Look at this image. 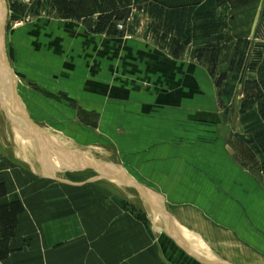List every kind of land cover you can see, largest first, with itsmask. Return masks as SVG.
<instances>
[{
    "label": "rangeland",
    "instance_id": "374dc122",
    "mask_svg": "<svg viewBox=\"0 0 264 264\" xmlns=\"http://www.w3.org/2000/svg\"><path fill=\"white\" fill-rule=\"evenodd\" d=\"M5 2L7 60L22 81L24 91L32 93L47 112V118L34 119L36 125L64 130L92 156L90 162H99L98 166L114 171L121 167L120 156L122 159L128 157L131 165L128 169L153 187L156 184L150 175L151 167L158 161L144 163L138 159L142 153L171 147L168 142L172 136L181 143V149L191 145L198 158L190 162L194 183L188 181L176 187L184 189L185 195L179 191L165 192L171 195L167 205L169 211L180 212V222L186 228L191 226L186 222L189 214L202 213L199 204L214 206L218 213L224 208L233 209L236 204L227 196L237 193L238 180L244 183V204L254 194L264 195V160L254 157L251 141L243 139L242 134L238 136L239 132L257 128L260 122V135L264 137V10L260 43L241 41L234 46L227 18L215 12L168 11L147 0ZM162 60L182 72L199 74V78V71L206 74V80L197 82L203 90L207 89L206 94L199 90L200 87L196 93L202 95L201 98L181 96L174 97V101L172 97L166 104L156 102V93L161 95L159 100L167 94L164 85L157 86L161 74L156 68ZM61 72L65 76L62 79L58 75ZM4 85L0 77V90L8 94ZM96 97H101L97 101L105 110L104 116L86 104ZM7 103V98H0V108L4 110V114L0 110V195L8 193V197L0 201V260L10 253L9 243L19 215L33 219L59 217L62 213L80 217L86 232L84 240L92 238V233L88 232L93 229L90 220L93 217L108 220L116 211L112 207L114 204L133 212L148 224L151 223L150 215L153 222H161L156 210L147 208L140 200L135 199V204L131 202L137 197L134 189L129 200L118 188L102 181L73 187L29 174L26 167L13 159L10 147L14 137L8 126L12 117ZM149 105H159V110L155 111L157 116H165L164 119L174 120L178 125L174 130L171 125L167 127L165 139H153V142L147 139L144 144L141 143V127L144 126V107ZM163 109L177 111V116L172 119V112L160 113ZM131 115L136 116L135 119L129 120ZM101 117L107 119L106 123ZM137 118L138 123L132 121ZM132 123L139 126L133 132ZM261 137L257 141L262 142ZM33 153L43 171L52 172L55 178L81 184L84 181L76 180L97 177L96 170L82 171L77 165L75 171L68 167L63 176L47 151L38 148ZM227 170L230 173L238 170L242 175L239 179L227 177L229 191L224 188L226 179L222 176ZM81 172L88 173L74 179L73 173ZM163 186L174 188L172 183ZM188 187L190 193L186 191ZM179 195L191 196L194 206L181 204ZM246 212L251 213L253 209H246ZM247 232L249 234L242 237L245 241L239 243L249 251L251 244L257 247L261 256L257 255L253 264H264V242L251 231ZM210 236L214 239L212 244L232 243L220 231Z\"/></svg>",
    "mask_w": 264,
    "mask_h": 264
},
{
    "label": "crops",
    "instance_id": "0c3cea01",
    "mask_svg": "<svg viewBox=\"0 0 264 264\" xmlns=\"http://www.w3.org/2000/svg\"><path fill=\"white\" fill-rule=\"evenodd\" d=\"M147 1L152 5H156L160 9L168 11L189 10L194 11L195 14H208L210 12H215L216 15H221L222 17L227 18L226 20L229 22V33L234 39V46L241 41L260 43L259 34L261 32L260 27L262 22V11L264 10V0ZM158 65H160V67L157 66L156 69L160 71L159 73L161 74V77L157 86L159 87L160 84L164 85L167 94H163V96L165 95L164 98L159 100L158 98H160L161 95H159V92L156 93L154 95L156 96V102H163L166 104L172 97L174 101V97L180 98L181 96L202 97V95L196 93V90L202 87L201 83L198 84L197 82L199 79L201 81L204 79L206 80V74L199 71L200 78L199 74L193 76L191 72H182L181 69L175 68L172 63H166V60H162ZM187 71H189V68ZM58 75L61 76L59 77L60 79L65 77L63 72L58 73ZM169 75H172V77H168ZM163 77L166 78L163 79ZM3 82L5 84L4 86L7 88V83L5 81ZM203 89L204 88L202 87L199 90L201 91ZM203 91V94H206L205 91H207V89ZM1 97L3 99L7 97L8 100V94H5L4 89L2 92L0 90V98ZM23 98L25 100L26 110L30 113H37L41 117H35L32 115V123H30L33 125V128L27 125L28 133L22 132L24 135L22 136L21 129L15 122V115L18 110H16L17 108L10 106L8 101L9 113L12 117L8 126H10L9 128H11L12 136L14 137V142L12 147H10L13 152V159L26 167L27 172L34 177L73 187L85 185L83 183L89 180V177L77 179L76 182H79L80 180L81 182L84 181L81 185L72 183L65 178L62 180L74 185L54 180L53 178L55 177L52 175V172H48V174L53 178L44 177L45 172L43 171L42 166L38 163L35 157L36 154L33 153L35 149L40 148L47 152L50 151L61 158L69 160L70 163L65 161L63 163L64 166L55 163L63 176L68 167H75L76 165V168H82V171H93V168H84L86 161H90L92 156L86 150H82V146H78L77 142L73 140L67 132H64V130L61 131L58 128H51L48 126L40 127L39 125H36L34 119L38 118V120H43L47 118V112L44 110V106L41 103H38V99L32 93L24 91ZM100 98L96 97L92 100V103L87 102L86 104L92 105L90 106L92 111H99V113H102L101 115L104 116L103 111L105 110L102 109L103 106L98 104L97 101V99ZM37 105L40 106L37 107ZM157 106L153 107L152 105H149L144 107V126L141 127V131L143 132L141 134V143L146 144L145 142L147 139L149 142L153 139H165V130L168 129L167 127L170 125L173 126V130L174 126L177 129L178 124L176 125V121L166 120L164 119L165 116H160L161 118L157 116L155 111L159 110L160 107L159 105ZM0 110L4 114V110H2V108H0ZM166 112H172V119H175L177 116L176 114L178 113L177 111H172V109L169 111L165 109L160 111V113L164 115ZM135 117L136 116L131 115L128 116V119H135ZM101 119L103 120L104 118L101 117ZM103 121L106 123L107 119L105 118ZM132 121L138 123V118L137 120ZM255 124L257 125V123ZM35 126L39 127L36 128ZM137 127H139L138 124L132 123L131 131H135ZM260 128H262V124L259 122L257 128L252 127L250 132H239L238 136L242 134L244 135L243 139L252 142L251 149L254 157L259 161H262L264 160V137H261L260 135ZM238 129V131H240V128ZM27 135L32 136V140L29 136L27 137ZM259 137H261L262 142L257 141ZM175 138V136H172V139H169L170 142L168 143L171 147H162L156 150L153 149L152 151L148 150L147 153L141 152L142 156L138 158L141 161H144V163L158 161L157 164L151 167L152 169L149 168L151 169V177L155 178V187L142 181L137 174L130 171L128 169V167L131 166L129 158L124 157V159H122L119 149L116 148L117 153L120 156L121 169H123V171L138 184L154 191L164 200V206L169 216L181 227L174 225L175 231L183 239L190 254L186 253L174 241V239L163 230L160 225L161 222H153L151 215L149 219L151 223L149 222L150 224H148L141 218L137 217L133 212H127L123 208H119L114 204L112 207L116 211L111 214L112 217L108 220L101 221L102 218L100 219L98 217H93L90 220L93 229L88 232L92 233V238L87 240L83 239V235H85L86 232H84L85 229L82 226L84 221L80 217H70L66 216L65 213H62L59 217L33 219L31 217L26 218L19 215L16 221L15 234L9 243L10 253L0 260V264H171L173 262H178L179 264H204L194 258L195 256L208 262L207 264H253L257 255H260L257 253V251L260 250H258L253 244H251L250 251L249 249L246 250L244 249L246 246L239 243V241H245L242 237L247 235V231H251V233L255 234L261 242H264V232H262L264 229V202H262V200H264L262 199L264 198V195L257 196L254 194L252 195V199L249 198V202L244 204L246 201L244 195V183H241L238 180V183L236 184L237 195L235 194L231 197L229 195L227 196V198H230L233 203L236 204L233 209L229 210V207L224 208V211L218 213L214 206L206 207L205 204H199L200 212L203 214H194L196 212H194L193 215L189 214L186 222L191 224V226L189 225V228L184 227L183 225L185 224L180 222V218H182L180 212L174 209L172 212L169 211L167 205L171 201V195H166L165 192L179 191V194L185 193L184 189H178L176 187L188 181L194 183V180L191 178L192 173L190 171L192 166H190V162L198 158L196 156L197 151L194 150L191 145L188 148L181 149V143L176 141ZM149 142H147V144ZM3 146L4 148H7L4 143ZM33 162L36 165H39L38 167H40L41 170H38V172L37 170L35 172L32 171L30 167ZM76 168L72 171H75ZM108 171L112 172L113 170L109 168ZM85 173L88 172H81L79 174L73 173L74 179L78 175ZM99 174V172L96 173L97 176ZM222 176L226 179V186L224 188L229 191L230 188L227 177L232 176L239 179L242 175L238 170L231 173L227 170L223 171ZM98 181L115 186V188H118V190L129 198V200L134 194L133 189L128 185L123 184V182H119L118 185H116L108 180ZM97 183V181L92 182V184ZM165 183H172L174 188L172 190L164 188L163 185ZM190 190V187L186 188V191H189V193L191 192ZM139 196L140 195L137 193V197H133L131 202L135 204V199L142 201L139 199ZM179 196V202L181 204L187 203L188 205L194 206L192 199H190L191 196ZM7 197L8 193L1 194L0 201ZM146 207L152 208L156 211L158 209V206L152 202L149 205L147 204ZM246 209L249 211L253 209V212L245 213ZM153 210L152 214L154 215ZM147 216L149 218L148 213ZM253 217H255V220H253ZM157 218L159 219V217ZM101 222L106 224H102ZM239 225H242L244 228L242 229ZM216 231H220L221 234H224L228 240L232 242L230 243L231 245L222 242L216 244L210 243L214 240L210 234H214ZM102 235L103 237L101 238ZM171 244L180 254H183V256L176 253ZM210 245H214L215 248H212ZM225 247H230L231 250H226ZM261 248H263V243Z\"/></svg>",
    "mask_w": 264,
    "mask_h": 264
},
{
    "label": "water",
    "instance_id": "95a60500",
    "mask_svg": "<svg viewBox=\"0 0 264 264\" xmlns=\"http://www.w3.org/2000/svg\"><path fill=\"white\" fill-rule=\"evenodd\" d=\"M6 14H7L6 2H5V0H0V64H1L0 69L2 70L3 78H4V80H6V83H7L9 104H10V106L17 108L16 110H18L16 115H15L16 116L15 117L16 125H18V127H20L21 135L24 136L23 133H28L27 132V125L31 126L32 128H33V125L30 123L23 105L21 104V102L17 98L16 92H15L16 80L14 79V76L10 70L8 61H7L6 56H5L4 31H5V23H6ZM22 122H23V124H22ZM28 136L29 135H27V137ZM29 138L32 140V136H29ZM98 163L99 162H94V161H91V162L88 161L87 162L86 161L84 168H93V170H96L101 175L99 174L97 177L91 178V179L85 181L83 184L92 183V182H95L98 180H108L109 182H112L113 184H116V185H118L119 182H123V184L128 185L129 187L134 189L140 195L139 199H141L144 202V204L149 205L152 202L158 206L157 213L160 216L161 227L171 238L174 239V241L186 253H189L188 248L186 247V244L183 242V239L175 231L174 227L177 225V223L175 221H173V219H171V217L169 216L168 212L165 209L164 200L157 193H155L154 191H152V190L138 184L134 180H132L123 171V169H121V167H117V170L110 172L106 168L98 166ZM38 166L39 165H36L33 162L30 168L32 169V171L35 172L37 170V172H38V170H41L40 167H38ZM72 167L74 168V166H72ZM44 172H45L44 177L53 178L48 174V172L46 170ZM53 179L57 180V181H62L65 184L74 185V184L68 183L65 180H59L56 178H53ZM166 225H167V228H166ZM177 226H179V225H177ZM194 258H196L197 260H199L200 262H202L204 264L208 263V262L204 261L203 259H201L197 256H195Z\"/></svg>",
    "mask_w": 264,
    "mask_h": 264
},
{
    "label": "bare ground",
    "instance_id": "6f19581e",
    "mask_svg": "<svg viewBox=\"0 0 264 264\" xmlns=\"http://www.w3.org/2000/svg\"><path fill=\"white\" fill-rule=\"evenodd\" d=\"M4 48H5V41H4ZM5 56H6V52H5ZM6 59H7V57H6ZM8 61V60H7ZM8 64H9V67H10V70H11V72H12V74H13V76H14V79L16 80V86H15V92H16V95H17V98L19 99V101L21 102V104L23 105V107H24V109H25V112H26V114H27V117H28V119H29V121L32 123V116L30 115V112H28L27 110H26V108H25V106H26V104H25V100H24V98H23V93H24V86H23V84H22V81L20 80V78H18L17 76H16V74L14 73V71H13V68H12V66L10 65V63L8 62ZM0 77H2V79H3V81H5L6 82V80H4V78H3V72H2V70L0 69ZM7 90H8V87H7ZM7 98V97H6ZM5 98V99H6ZM34 102V101H33ZM6 103V102H5ZM8 104V103H7ZM15 108V107H14ZM8 109V108H7ZM33 115V114H32ZM35 115V114H34ZM14 123V122H13ZM22 124H23V122H22ZM41 133V132H40ZM43 135V134H42ZM46 135V134H45ZM54 142V141H53ZM69 142V141H68ZM70 143V142H69ZM50 145V144H49ZM52 145V144H51ZM51 147V146H50ZM48 148V147H47ZM46 148V149H47ZM62 153V152H61ZM82 154H83V152H82ZM63 155H64V153H63ZM48 156L50 157V159H51V161H53L54 163H57L58 165H60V166H63V163L65 162V161H67V159L66 158H61V157H59V156H57L55 153H53V152H48ZM67 156V155H66ZM130 177V176H129ZM131 178V177H130ZM132 179V178H131ZM62 180V179H61ZM133 180V179H132ZM135 181V180H134ZM136 182V181H135ZM69 183V182H68Z\"/></svg>",
    "mask_w": 264,
    "mask_h": 264
}]
</instances>
